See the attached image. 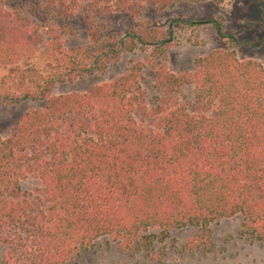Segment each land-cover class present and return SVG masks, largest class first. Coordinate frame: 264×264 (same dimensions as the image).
Here are the masks:
<instances>
[{
    "label": "trees",
    "instance_id": "obj_1",
    "mask_svg": "<svg viewBox=\"0 0 264 264\" xmlns=\"http://www.w3.org/2000/svg\"><path fill=\"white\" fill-rule=\"evenodd\" d=\"M182 1L0 0V67L9 70L0 104L44 102L0 136L6 264H67L103 236L129 243L154 228H208L235 216L244 234L264 242L262 63L216 49L196 59L189 75L160 66L162 93L153 103L135 65L84 92L54 94L58 82L106 68L125 51L170 44L176 23L210 22L225 36L218 20H175L167 32L146 25L102 45L94 32L91 44L69 48L56 17H138ZM42 52L45 70L35 64ZM188 84L191 101L181 94ZM28 177L40 182L29 192L22 187Z\"/></svg>",
    "mask_w": 264,
    "mask_h": 264
},
{
    "label": "rangeland",
    "instance_id": "obj_2",
    "mask_svg": "<svg viewBox=\"0 0 264 264\" xmlns=\"http://www.w3.org/2000/svg\"><path fill=\"white\" fill-rule=\"evenodd\" d=\"M56 19L66 25L65 39L69 48L91 44L90 36L94 32L100 34L101 45L111 36L122 37L146 25L161 33L167 32L175 20H218L225 36H219L210 22L196 27L176 23L170 44L152 45L147 50L139 46L135 51H125L114 56L106 68L74 82H58L54 94L84 92L127 73L135 65L141 68V80L153 103L162 93L156 83V68L166 66L174 74L189 75L195 70L196 59L216 49H234L239 59L258 61L264 66V2L256 0H224L222 3L185 0L163 10L147 8L138 17L116 11L96 17L80 13ZM46 63L47 56L42 52L35 64L45 70ZM8 73V68L1 66L0 80ZM181 94L186 101L193 100L194 85H185ZM43 105L42 101L11 106L0 104V136H8L26 111ZM39 184L37 178L28 177L22 187L29 192ZM242 225V216H235L213 222L208 228L186 227L167 233L154 228L129 243L103 236L67 264H264V242L251 240L243 233ZM0 264H6V248L1 243Z\"/></svg>",
    "mask_w": 264,
    "mask_h": 264
}]
</instances>
